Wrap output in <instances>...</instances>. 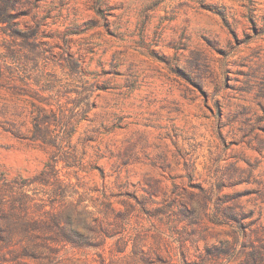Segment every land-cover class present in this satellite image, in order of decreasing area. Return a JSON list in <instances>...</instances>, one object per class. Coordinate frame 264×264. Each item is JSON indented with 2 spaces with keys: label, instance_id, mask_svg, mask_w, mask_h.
I'll return each instance as SVG.
<instances>
[{
  "label": "rangeland",
  "instance_id": "obj_1",
  "mask_svg": "<svg viewBox=\"0 0 264 264\" xmlns=\"http://www.w3.org/2000/svg\"><path fill=\"white\" fill-rule=\"evenodd\" d=\"M5 8L0 264H264V0Z\"/></svg>",
  "mask_w": 264,
  "mask_h": 264
},
{
  "label": "trees",
  "instance_id": "obj_2",
  "mask_svg": "<svg viewBox=\"0 0 264 264\" xmlns=\"http://www.w3.org/2000/svg\"><path fill=\"white\" fill-rule=\"evenodd\" d=\"M5 7H6V0H0V25H5L8 23L7 19L5 18V14H6V8ZM23 39L29 40V39H31V37H24ZM9 54H10L9 57H11V55H12V57L16 58V55L13 54L12 51H9ZM67 66H68L67 69L71 74H75L78 72L77 68H73V66H71L70 64H67Z\"/></svg>",
  "mask_w": 264,
  "mask_h": 264
}]
</instances>
